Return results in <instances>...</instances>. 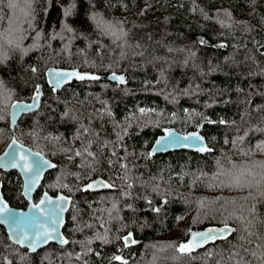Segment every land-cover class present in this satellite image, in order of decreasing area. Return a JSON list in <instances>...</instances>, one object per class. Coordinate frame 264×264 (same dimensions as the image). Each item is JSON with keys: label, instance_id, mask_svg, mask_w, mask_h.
<instances>
[{"label": "trees", "instance_id": "16d2710c", "mask_svg": "<svg viewBox=\"0 0 264 264\" xmlns=\"http://www.w3.org/2000/svg\"><path fill=\"white\" fill-rule=\"evenodd\" d=\"M262 45L264 0H0V151L11 137V102L29 99L42 83L39 108L23 113L14 132L57 163L34 198L43 188L72 195L67 244L30 252L0 224V264H260L244 248L264 251L256 247L264 244ZM51 67L126 78L74 79L53 89ZM199 125L211 151L148 155L165 128ZM97 176L113 187L82 190ZM21 187L17 170L0 169L4 196L25 207ZM247 221L251 244L240 239ZM225 222L238 229L227 240L178 250L190 230ZM130 231L138 242L125 246Z\"/></svg>", "mask_w": 264, "mask_h": 264}, {"label": "water", "instance_id": "95a60500", "mask_svg": "<svg viewBox=\"0 0 264 264\" xmlns=\"http://www.w3.org/2000/svg\"><path fill=\"white\" fill-rule=\"evenodd\" d=\"M264 46V45H262ZM261 46V49H264V47ZM55 70L54 72H50L49 70ZM78 73L79 75H72L67 78L61 79L59 84L57 85V78L56 73ZM113 74H115L116 77H123V82L125 81V74L122 73H115L111 72L108 74H97L90 71L80 70L77 67H51L46 70V79L47 83L53 88H61L65 84L70 83L72 80L77 79L81 80L80 77H83V79H107L111 81H118L121 82L119 79L114 78ZM121 82V83H123ZM39 85V96L38 99H33L36 96V91L33 93V95L29 99H18L13 100L9 107V124L11 128V137L5 144L4 148L0 151V169L4 171L15 169L19 172L21 178H22V187H21V193L27 200V204L25 207H19L12 205L4 196L2 189L0 188V208H3L5 205L7 206V211L0 212V224L3 225V227L6 230V233L8 235V238L14 242L15 241V231H26L28 233H32L35 231L37 227H39L40 224H43L44 229L51 230L53 228L56 229V232L53 233V239H50L46 244H42L39 248L47 245L50 242H55L57 244H63L60 242L61 238L66 239L68 241L67 236L65 235L63 231V226L66 222V215L70 208L71 202H72V195L66 194L62 191L57 192L56 194H51L49 191H47L45 188L41 190L40 196L35 199L34 194L38 191L40 188L44 176L47 171L55 168L57 166L56 161L46 156L43 152L37 149L31 148L29 145L23 143L20 141L14 132V127L19 119V117L23 113H28L31 111H34L39 108L41 104V99L43 96V84L40 83ZM32 104L33 108L26 111H20L18 108H13V104ZM201 126L199 125L197 129H191L187 131H179L175 127L170 126L164 129L162 133L157 135L155 140L153 141L149 152L152 154L155 153H162L172 150H179V149H187L192 151H198L200 153H204L206 151L202 150L204 148L208 149L207 151H211L212 148L208 145L205 136L200 132ZM167 130V131H166ZM171 133V137L166 143H168V148L166 150H159L158 146L156 145V140L160 139L161 137L167 136L168 133ZM192 133H197L200 136L203 137L202 141H196L193 142L192 140L184 141L182 138L185 136H189ZM15 140L16 143L13 144L12 141ZM22 146V147H21ZM157 148L156 151L153 152V149ZM5 153H9L8 156H5ZM39 153V156L35 155ZM12 154H15V161L11 159ZM24 155L28 157L29 163H31L34 160L40 159L43 161H47L49 165H54V167H44L38 176L34 174V172H28L25 171L23 168L24 161L20 160V156ZM15 165V166H14ZM103 182L101 184H96L95 182ZM92 183L94 186L91 189L87 188V185ZM112 185V183L106 179L103 176H97L95 178L90 179L89 181L85 182L82 185V190L84 191H98L103 189H111L113 187H105L104 185ZM45 193H47V196H45ZM60 197H66L67 199L64 201H61ZM41 200L44 201L43 204H41ZM60 205L63 207V211H59L57 208V205ZM33 205H40L39 208H34ZM51 216V218H50ZM55 220L56 223H53L52 221ZM33 222H36L35 224ZM231 228H234L232 225L228 224ZM224 227V224H211L206 225L204 227L192 229L189 231L187 237L181 242L187 243L189 241H193L194 244L199 243V246L195 247L194 250L199 249L203 247L204 245L212 242L213 240H208L207 242H199V237H197L195 240H193V233H200L205 232L208 229H219ZM129 233H132L131 231ZM218 240V239H216ZM214 240V241H216ZM138 242V240H136ZM15 243V242H14ZM17 244V243H15ZM21 247L27 248L26 245H20ZM28 249V248H27ZM37 249V250H38ZM29 250V249H28ZM30 251V250H29ZM32 252V251H30ZM120 256V255H117Z\"/></svg>", "mask_w": 264, "mask_h": 264}, {"label": "snow or ice", "instance_id": "6c2138e0", "mask_svg": "<svg viewBox=\"0 0 264 264\" xmlns=\"http://www.w3.org/2000/svg\"><path fill=\"white\" fill-rule=\"evenodd\" d=\"M252 3H255V0H251ZM75 5H70L69 7L67 8H64L63 9V16L65 18H68L72 15L73 13V9H74ZM223 11V15L228 17L229 19L231 18V12L227 11V10H222ZM91 19L96 21L97 22V27H101V24L103 23L102 21H99L97 20V14H93L91 16ZM221 23V26L224 27V26H227V27H231V24H228V25H225L223 21H219ZM240 23H246V22H240ZM109 28L111 27L110 25L108 26ZM63 28L65 31L67 32H73V29L69 26L68 23H64L63 25ZM9 44H11L12 42L11 41H8ZM200 43L201 44H204L205 41L203 39L200 40ZM18 47V45H17ZM221 47H223V45H221ZM264 47V46H262ZM27 51L28 49H23V52L25 54H27ZM171 51V49H170ZM6 58V57H5ZM32 72H36L37 69L36 68H32L31 69ZM50 72H54L55 70H52L50 69L49 70ZM72 75H79L78 73H61V72H57L56 73V78H57V85L59 84V82L61 81V79L63 78H67V77H70ZM113 77L114 78H117L119 79L121 82H123V77H116L115 74H113ZM81 79H83V77H80ZM37 87V92H36V96L33 98V99H38V96H39V85L36 86ZM13 108H18L20 111H26V110H30L33 108V105L32 104H13ZM141 111L143 112L144 110L141 109ZM262 111H264V109H262ZM211 122V121H209ZM220 123H225V121H220ZM167 131V130H166ZM171 137V133L169 132L167 136H164V137H161L160 139L156 140V145L158 146V149L159 150H166L168 148V143H166V141H168ZM184 141H188V140H192L193 142H196V141H202L203 140V137L200 136L199 134L197 133H192L190 134L189 136H185L182 138ZM242 139V138H241ZM13 144L16 143L15 140L12 141ZM22 147V146H21ZM157 148H154L153 149V152L156 151ZM204 151H207L208 149L204 148L202 149ZM85 152L88 156H93V153L88 151L87 149H85ZM77 156H80L82 155L81 152L77 151L75 153ZM115 154V153H113ZM152 153H149L148 155H151ZM9 153H5V156H8ZM37 156H39V153L35 154ZM11 159L13 161H15L16 157H15V154H12V157ZM20 160L24 161V164H23V168L25 171H28V172H34V174L36 176L39 175L40 171L44 168V167H54V165H49L47 161H43V160H40V159H37V160H34L32 161L31 163H29L28 161V157L24 156V155H21L20 156ZM0 166H3V165H0ZM15 166V165H14ZM121 167H124V168H127V165L126 164H122ZM96 184H101L103 182H95ZM93 184L90 183L87 185V188L88 189H91L93 188ZM105 187H112V185H108V184H105L104 185ZM128 187H132V185H128ZM45 196H47V193H45ZM61 201H64L66 200L67 198L66 197H60L59 198ZM41 204L44 203L43 200H41L40 202ZM149 204H151V201H149ZM34 208H39L40 205H33ZM57 208L59 211H63V207L60 206L59 204L57 205ZM253 208H255V205H253ZM7 206L5 205L3 208H0V212H4V211H7ZM152 211H155V212H160L161 211V208L160 207H156V208H152L151 209ZM51 218V216H50ZM53 223H56L55 220L52 221ZM34 224L36 222H33ZM252 221H247L245 224H244V227H243V232L244 233H247V236L245 235H241L240 236V239L242 241H246L248 244H251L252 243V240L249 239L250 237L254 236L255 233H253L250 228H249V225H251ZM238 231V229H234V228H231L227 222H225L224 224V227L222 228H219V229H208L207 231L205 232H200V233H193V240H195L197 237H199V242L202 243V242H207L208 240H216V239H223V240H227V238L233 233V232H236ZM56 232V229L53 228L51 230H47V229H44V226L43 224H40L39 227H37L35 229V231H33L31 234L26 232V231H23V230H20V231H15V243L17 244H20V245H26L27 248L32 251V252H36L38 247H40L42 244H46L50 239H53V233ZM97 239H102V240H105L106 241V238L105 237H100V236H97ZM259 239L261 240H264V237H259ZM123 240H124V243H125V246H128L129 244H135L137 243V241L135 239H132V233H128L126 236L123 237ZM61 243L63 244H67L68 241L66 239H62L60 240ZM199 246V243H196L194 244L193 241H189L187 243H182L179 245V248L178 250L181 252V253H190L191 251L194 250L195 247ZM257 248H264V244H257L256 245ZM244 252L245 253H250V255L256 259V260H259L260 261V264H264V251H261L259 254L254 251V250H250L248 248H244ZM235 256H240V253L239 251L229 255L228 259L229 260H232L234 259ZM113 259L115 260H121L122 258L120 256H116L114 257ZM9 264H11V262H9ZM123 264H127V262H123ZM236 264H245V262L243 261V259L241 258L240 260L236 261ZM246 264H252V261H248L246 262Z\"/></svg>", "mask_w": 264, "mask_h": 264}, {"label": "rangeland", "instance_id": "374dc122", "mask_svg": "<svg viewBox=\"0 0 264 264\" xmlns=\"http://www.w3.org/2000/svg\"><path fill=\"white\" fill-rule=\"evenodd\" d=\"M186 223H188V216H185L180 222L182 226H184Z\"/></svg>", "mask_w": 264, "mask_h": 264}]
</instances>
